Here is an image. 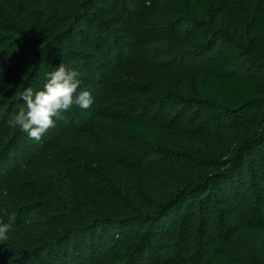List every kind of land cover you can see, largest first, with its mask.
Here are the masks:
<instances>
[{
  "label": "rangeland",
  "instance_id": "1",
  "mask_svg": "<svg viewBox=\"0 0 264 264\" xmlns=\"http://www.w3.org/2000/svg\"><path fill=\"white\" fill-rule=\"evenodd\" d=\"M14 2L17 8L0 4V25L18 30L22 38L0 35V160L8 150L15 154L18 142L28 144L24 131L9 124L25 106L18 99L19 92L27 87L40 90L47 74L60 63L80 73L78 91L90 92L103 115L116 113L167 124L156 148L132 143L119 149L120 164L129 171L124 175L116 176L106 160L82 146L54 151L51 159L40 164L39 174H28L24 172V150L17 158L19 170L12 177V194L21 203H42L44 216L58 220L49 231L33 230L31 238L55 248L68 235L72 237L65 264H78L79 244L89 251L88 264H207L215 252L227 258L244 256L247 242L241 235L264 230V185L260 182L264 177V129L240 124L227 127L218 121L220 109L198 99L195 70L208 44L204 39L197 53H189L172 43L178 32L189 39L198 33L185 20L184 1L176 0L177 8L163 21L158 11L166 8L167 0ZM209 3L225 8V0ZM260 4L264 0H241L233 9L238 20L248 24L249 14ZM40 43L46 45L39 49ZM224 45L246 56L242 73L257 76L264 87V58L250 55L246 48L238 49L222 39L207 57ZM51 47H55L53 52ZM39 53L44 57L40 63L43 78L35 82L32 74ZM79 108L71 109L83 121ZM53 129L48 132L56 135ZM242 156L245 172L240 169ZM211 164L217 166L216 175L225 181L224 195L229 197L217 196L215 188L204 201H195L191 194L184 196L185 187L195 190L194 175H209ZM145 175L146 179L151 175L148 187L152 189L172 187V178L173 187L178 186L164 211L165 202L154 203L147 196L140 180ZM138 185L144 203L156 205L148 220L124 228L118 223L122 228L111 226L96 236H91L92 228L73 235L74 220L100 217L91 212L95 202L122 206L128 188ZM234 190L238 191L236 198ZM241 193L245 198L239 197ZM45 232L50 236L41 234ZM27 239L21 232L10 231L7 241L17 244ZM43 257L42 264H48L47 255ZM10 263L18 264V260L10 259Z\"/></svg>",
  "mask_w": 264,
  "mask_h": 264
},
{
  "label": "trees",
  "instance_id": "2",
  "mask_svg": "<svg viewBox=\"0 0 264 264\" xmlns=\"http://www.w3.org/2000/svg\"><path fill=\"white\" fill-rule=\"evenodd\" d=\"M183 1L185 20L192 23V27L198 33H194L192 39H189L183 33H176L172 39L174 47L189 53H197L202 40L205 39L206 44H208V46H204V51L200 52L199 55H205V57L203 61L198 63L195 70L194 85L199 96L198 99L203 102L202 104L220 109L221 115L218 121L227 127L240 124L244 127L264 129V87L257 76H247L242 73L248 62L246 56L241 53H234L224 45L212 57H207V53L223 39L224 41L230 40L238 49L246 48L250 55L264 58V4L258 5L249 14L248 25L242 20H238L239 17L233 9L241 0H225L226 9L210 4L209 0ZM175 2L176 0H167L166 8L158 11L160 20L163 21L173 14V11L177 8ZM0 4L17 8L14 0H0ZM227 33H233V35H226ZM0 35L9 36L12 39H22L19 37L20 32L18 30L4 25H0ZM228 37L231 39H228ZM40 44L39 49L46 45L45 43ZM50 49L53 52L55 47ZM43 59L44 57L40 53L36 56V69L32 74L35 82H39L43 78V68L40 65ZM79 110L83 116V121H79L73 114L72 109H69L62 113V119L56 120L53 129L57 132L56 135L47 131L40 141L29 138L27 146L18 142L15 145V154L8 150L0 160V215L3 216L6 222L10 216L14 215L15 223L11 231L21 232L28 237L27 241L23 243L0 242V264H11L10 259H17L18 264H42L44 254L47 255L48 264H65V261L69 258V244L72 242V237L69 235L66 239L61 240L55 248L47 246L45 243H37L36 240L31 238L33 230L37 232L40 230L49 231L58 220L44 216L45 207L42 203H21L15 200L14 194H12L10 188L12 177L19 170L17 158L23 154L24 150L26 151L25 159L27 160L24 172L28 174H39L40 164L51 159L54 151L82 146L97 157L106 160V165L110 164L112 172L116 173L117 176L129 172L123 168L119 161V154L121 153L119 149L121 147L133 143L156 148L165 135L166 123L128 118L116 113L105 116L94 100L91 107L87 109L79 108ZM23 135L29 137L26 132ZM244 160L245 156H242L240 162V169L242 168V170L245 168ZM216 168L215 164H211L207 168L209 175L201 176L200 173L194 175V177L197 176L195 190L190 191L189 187H185L182 190L183 195L188 196L191 194L190 197L195 198V201H204L211 189L215 188L218 191L217 196H223V199L229 197L228 194L224 195L225 187L223 185H226V183L222 178L217 177L220 174L216 175ZM159 172L163 173L164 171ZM145 177L147 175L142 176L140 180L144 182L143 184L147 188V196L154 203L156 201L165 202L161 209V211H164V207L167 209L170 205L168 204L169 197L175 187L178 186L173 187L174 179L172 178V187H163L161 190L152 189L148 187L152 180ZM260 182L261 185H264V177L261 178ZM138 191L140 193L143 191L139 188V185L131 189L129 187L126 202L119 207L114 206L112 201L95 202L91 212L94 215H100V217H96L94 220L87 219L86 222H88L89 227L85 226V221L74 220L73 225L77 229L72 230L73 235L77 232L83 235L85 228L89 230L92 228L89 232L94 230L95 232L91 236H96V232H107V229L111 226L117 225L119 228H124L129 224L139 222L141 219L148 220L147 218L150 217V213L153 212L156 205L154 203H144L143 196L138 195ZM234 195V198H236L238 191H235ZM242 195L244 196L241 193L239 197L245 198ZM57 199L60 198L57 196ZM208 200L212 199L207 198ZM144 214H147V217ZM207 215L211 216L210 214ZM113 216L118 218L112 219ZM118 223H122V227ZM153 226L154 224L151 225L152 229ZM41 234L50 236L46 232ZM241 236L247 242V246L244 248V256L227 258V255H217L215 252L210 256L212 262L207 264H264V230L258 232L248 231ZM76 251L78 264H88L86 260L89 251L85 245H77ZM166 264L175 263L166 262Z\"/></svg>",
  "mask_w": 264,
  "mask_h": 264
},
{
  "label": "clouds",
  "instance_id": "3",
  "mask_svg": "<svg viewBox=\"0 0 264 264\" xmlns=\"http://www.w3.org/2000/svg\"><path fill=\"white\" fill-rule=\"evenodd\" d=\"M80 73L60 63L56 69L47 74V80L40 90L27 87L19 92L18 99L24 107L10 119L9 124L26 132L30 139L40 141L44 134L55 127L56 120L62 119V113L73 106L83 109L91 107L93 98L88 91H78L81 81ZM15 223V216L6 222L0 215V242L9 239V233Z\"/></svg>",
  "mask_w": 264,
  "mask_h": 264
}]
</instances>
